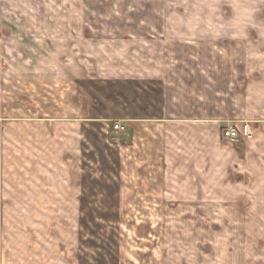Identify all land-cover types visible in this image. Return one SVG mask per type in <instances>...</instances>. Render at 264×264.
I'll return each instance as SVG.
<instances>
[{"label": "rangeland", "instance_id": "1", "mask_svg": "<svg viewBox=\"0 0 264 264\" xmlns=\"http://www.w3.org/2000/svg\"><path fill=\"white\" fill-rule=\"evenodd\" d=\"M0 264H264V0H0Z\"/></svg>", "mask_w": 264, "mask_h": 264}, {"label": "built area", "instance_id": "2", "mask_svg": "<svg viewBox=\"0 0 264 264\" xmlns=\"http://www.w3.org/2000/svg\"><path fill=\"white\" fill-rule=\"evenodd\" d=\"M244 132H241L236 125L230 124L227 126L226 131L224 132V137L232 142H238L241 138L249 137V126H245Z\"/></svg>", "mask_w": 264, "mask_h": 264}, {"label": "crops", "instance_id": "3", "mask_svg": "<svg viewBox=\"0 0 264 264\" xmlns=\"http://www.w3.org/2000/svg\"><path fill=\"white\" fill-rule=\"evenodd\" d=\"M197 75L200 76V73H197ZM190 78H193V77H190ZM192 80H193V82L195 81V82L193 83V85H192V87H194V86H196V84L198 83V82H197L198 78L196 77V78H193ZM192 80H191V81H192ZM203 86H204V84L202 85V87H203ZM205 86H206V87H209L210 85H209V83H207V84H205ZM194 88H195V87H194ZM191 89H192V88H191ZM234 125H236V124H234ZM236 126H237V128H239L238 125H236ZM225 131H226V129H225ZM225 131H224V132H225ZM224 132H223V133H224ZM241 140H247V137L241 138Z\"/></svg>", "mask_w": 264, "mask_h": 264}]
</instances>
